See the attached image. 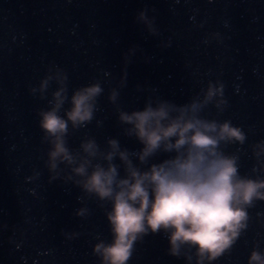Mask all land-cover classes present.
I'll return each mask as SVG.
<instances>
[{
    "label": "water",
    "instance_id": "obj_1",
    "mask_svg": "<svg viewBox=\"0 0 264 264\" xmlns=\"http://www.w3.org/2000/svg\"><path fill=\"white\" fill-rule=\"evenodd\" d=\"M144 9L155 34L138 18ZM53 65L66 71L69 96L95 80L104 89L94 119L68 137L70 147L86 136L105 147L111 136L138 150L117 105L140 109L149 97L183 104L219 81L226 104H209L202 115L241 127L244 143L224 150L239 156L242 176L264 177L252 147L264 140V0H0V264H100L93 246L112 238L110 204L84 197L72 181L50 180L37 110L48 107L56 84L46 99L30 88ZM80 207L88 213L77 216ZM248 213L247 228L213 264H248L254 247L264 251V200ZM169 247L167 233L149 232L127 264H188Z\"/></svg>",
    "mask_w": 264,
    "mask_h": 264
},
{
    "label": "clouds",
    "instance_id": "obj_2",
    "mask_svg": "<svg viewBox=\"0 0 264 264\" xmlns=\"http://www.w3.org/2000/svg\"><path fill=\"white\" fill-rule=\"evenodd\" d=\"M146 12L141 10L138 18L155 34L153 18ZM53 82L56 88L47 99L48 107L37 110L42 142L49 145L44 162L50 180L72 181L84 197H94L101 207L111 205L105 209L111 241L101 239L93 246L100 264H127L135 242L161 230L168 234L169 253L185 255L188 264H213L233 247L247 228L248 208L264 200V177L242 176L239 156L224 150L228 144L244 143L242 128L227 119L202 115L209 104L223 110L222 83L209 81L202 95L183 104L149 97L140 109L117 105L124 135L142 145L130 150L111 136L105 147L93 136L70 147L68 137L91 123L104 89L95 80L73 89L69 96L66 71L53 65L30 91L46 99ZM119 83L124 85L123 77ZM118 97V89L112 88L109 101L116 104ZM252 147L264 167L260 161L264 140ZM160 152L171 155L150 162ZM88 211L80 207L75 214L84 216ZM248 264H264V251L254 247Z\"/></svg>",
    "mask_w": 264,
    "mask_h": 264
}]
</instances>
